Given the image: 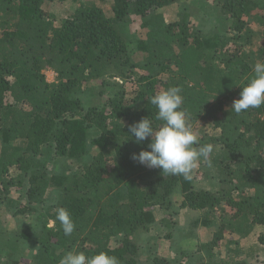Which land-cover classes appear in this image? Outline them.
Wrapping results in <instances>:
<instances>
[{"label": "trees", "instance_id": "obj_1", "mask_svg": "<svg viewBox=\"0 0 264 264\" xmlns=\"http://www.w3.org/2000/svg\"><path fill=\"white\" fill-rule=\"evenodd\" d=\"M108 1L110 16L81 6L54 25L44 0H0V201L18 187L11 216L31 219L37 230L19 235L36 247L31 261L10 264H59L68 251L140 264V238L153 241L158 227L162 238H155L178 243L188 233L176 225L190 212L198 213L190 230L210 231L196 264H249L252 248L240 256L239 239L259 228L254 244L264 247V105L240 113L230 105L253 76L254 59L264 61V41L255 55L241 43L252 20L264 33V0H213L218 21L198 17L205 25L197 27L190 15L168 22L160 11L177 5L187 14L201 0ZM132 16L146 31L134 40L136 63L121 32ZM94 82L99 90L88 92L85 104L77 93ZM170 87L182 90L199 144L213 146L210 163L201 159L187 179L132 159L150 150V138L136 143L129 126L148 118L159 128L150 101ZM62 159L72 168L59 166ZM48 162L66 171L48 174ZM61 207L75 223L70 236L56 219ZM230 235L237 240L224 243ZM149 263L171 262L152 256Z\"/></svg>", "mask_w": 264, "mask_h": 264}, {"label": "rangeland", "instance_id": "obj_2", "mask_svg": "<svg viewBox=\"0 0 264 264\" xmlns=\"http://www.w3.org/2000/svg\"><path fill=\"white\" fill-rule=\"evenodd\" d=\"M183 3L189 4V0H182ZM215 2L213 0H201L200 2H193V8L191 11L196 13V17L193 16V12H187V14L183 13V11L177 6L172 5L166 9L161 10L160 12L164 15L166 21L172 22L180 19V16H189V23L192 24L194 27L198 25H205L202 24L198 19L201 17L204 20L209 19V24L216 23L218 20L215 18V13H213ZM96 5L100 7L107 16L111 15V3L108 0H44L43 9L44 11L51 16L54 20V25H58L63 20L67 19L77 8L81 6H90ZM196 7V8H195ZM141 21L138 17L132 16L128 23H126L121 32L126 40V42H130L129 48L132 51H135V42L136 38H144L146 33L145 30L140 28ZM213 26V25H212ZM207 27V25H206ZM245 37L241 43L245 46V51L247 54L257 52L260 47H262V43L264 41V33L263 30L260 29L256 23L252 20L249 24H247ZM232 34V33H231ZM221 37H225L223 33L220 34ZM228 37V36H227ZM139 60L138 54L134 53L133 55V63ZM255 63L261 61L260 59H254ZM136 73V70H133ZM128 73V72H127ZM139 73V72H137ZM45 80L48 83H53L55 80L54 73L50 71L44 72ZM98 86L97 82L90 83L89 87L87 88V92L84 94H78L80 96L82 102L87 104L90 100L88 98V92L92 90H96ZM99 90V89H97ZM232 105H230L231 107ZM69 161L62 159L57 160L59 166L62 168H72ZM197 168V167H196ZM195 168V169H196ZM66 171V169H55L54 162H48L46 164L45 170L48 174L52 173V171ZM75 169V168H74ZM74 169L68 170V172H72ZM203 173V170L200 171ZM16 173V172H14ZM12 171L10 174L15 176ZM8 180V178L6 177ZM208 177L204 178V181H208ZM200 180V179H197ZM26 182V181H25ZM24 182V183H25ZM26 185V183H25ZM202 186L210 191H215L217 189L216 184H208L203 183ZM2 186L0 185V189ZM18 187H11L8 188V193L4 196L3 200L0 201V264H10L13 262L14 259L18 260L21 259L22 261L30 262L31 257L36 253V247L33 248L32 245L27 244L24 240H19L20 232L28 227L30 235L33 237V233L35 230L34 223L31 222V219H24V217H12L13 209L9 208L15 204H10L11 201L17 199L20 196L18 193ZM1 191V190H0ZM3 194L4 192L1 191ZM51 195V192L48 194ZM174 199H178L177 195L174 196ZM173 199V200H174ZM10 201V202H9ZM17 201V200H16ZM23 199H21V202ZM175 202L177 200H174ZM15 202V201H14ZM16 203V202H15ZM178 202H176V205ZM157 217L163 216L161 211H156ZM198 213H188L182 217L181 221L176 225L178 229L188 235V237L183 238V240L179 241L178 243H172L170 240H159L162 238V228L158 229V227L152 228L150 236L154 238L153 241H149L148 235L142 236L140 238V256L138 257L137 263L140 264H150L149 259L150 257H161L167 258L171 263L169 264H196L197 259L200 257V254H196V248L199 246L201 242H206L210 238V231L207 229H202L199 227H194L190 230V222L192 219H197ZM191 219V220H190ZM52 224H50L51 226ZM259 228H254V230L250 233L249 236L245 238H240V247L242 250L240 252V256L243 257L248 252V249L252 248L251 254L248 256L246 262L249 264H264V247L256 246L255 239L256 235L259 233ZM159 236L158 238H155ZM227 240L224 243H233L234 240H237V236H228ZM30 242V241H29ZM223 244V243H222ZM230 249H234V245L229 246ZM220 253H225V248H221L219 251ZM246 252V253H245ZM12 255V259H7L8 255ZM148 260V262H147Z\"/></svg>", "mask_w": 264, "mask_h": 264}, {"label": "clouds", "instance_id": "obj_3", "mask_svg": "<svg viewBox=\"0 0 264 264\" xmlns=\"http://www.w3.org/2000/svg\"><path fill=\"white\" fill-rule=\"evenodd\" d=\"M179 87H170L151 98V104L158 109L157 119L163 121L159 128L144 118L129 126V132L135 137L136 143L150 138L148 148L132 159L148 168H158L162 173L171 176L190 174L203 159L206 162L213 151L211 144L200 145L197 135L190 123V114L182 108L183 96ZM264 105V61L256 62L253 76L242 87L240 98L233 101L231 109L240 113ZM56 219L60 222L65 236L75 230V223L69 210L64 207L56 209ZM59 264H120L117 257L101 251L91 257L80 251H68L59 260Z\"/></svg>", "mask_w": 264, "mask_h": 264}]
</instances>
